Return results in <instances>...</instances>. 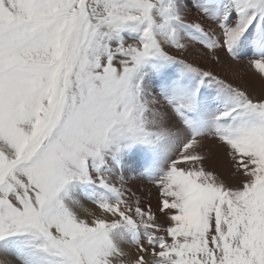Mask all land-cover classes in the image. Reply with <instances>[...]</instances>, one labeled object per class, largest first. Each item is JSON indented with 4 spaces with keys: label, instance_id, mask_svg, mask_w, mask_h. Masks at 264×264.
I'll return each instance as SVG.
<instances>
[{
    "label": "snow or ice",
    "instance_id": "snow-or-ice-1",
    "mask_svg": "<svg viewBox=\"0 0 264 264\" xmlns=\"http://www.w3.org/2000/svg\"><path fill=\"white\" fill-rule=\"evenodd\" d=\"M0 264H264V0H0Z\"/></svg>",
    "mask_w": 264,
    "mask_h": 264
},
{
    "label": "rangeland",
    "instance_id": "rangeland-1",
    "mask_svg": "<svg viewBox=\"0 0 264 264\" xmlns=\"http://www.w3.org/2000/svg\"><path fill=\"white\" fill-rule=\"evenodd\" d=\"M223 55V54H222ZM190 59H196L202 66L214 67L215 71L221 75L226 76L229 80H238V82L248 85L249 87L255 88L259 92L262 82L259 78L248 69L247 60L249 57L245 56L239 61L232 62L231 70H225L224 65H215L210 57L201 56L195 53L189 54ZM203 150L208 155L207 165L214 168L218 173L225 176L230 174L231 161L227 157L226 152L223 148L217 146L213 141L207 140L204 142ZM126 179L128 181V187L132 188L133 191L148 193L151 192L150 202L155 208L156 205V193L157 189L149 184L146 179L140 177L138 171H127ZM145 202H148L147 195L144 196Z\"/></svg>",
    "mask_w": 264,
    "mask_h": 264
}]
</instances>
